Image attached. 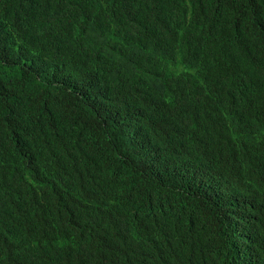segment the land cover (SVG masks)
Instances as JSON below:
<instances>
[{"label": "trees", "instance_id": "obj_1", "mask_svg": "<svg viewBox=\"0 0 264 264\" xmlns=\"http://www.w3.org/2000/svg\"><path fill=\"white\" fill-rule=\"evenodd\" d=\"M0 264H264V0H0Z\"/></svg>", "mask_w": 264, "mask_h": 264}]
</instances>
